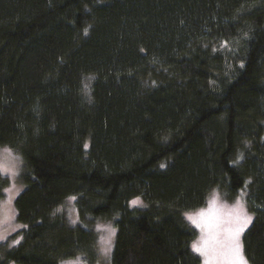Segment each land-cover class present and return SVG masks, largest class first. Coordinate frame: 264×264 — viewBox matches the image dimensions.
I'll return each instance as SVG.
<instances>
[{"label":"trees","instance_id":"1","mask_svg":"<svg viewBox=\"0 0 264 264\" xmlns=\"http://www.w3.org/2000/svg\"><path fill=\"white\" fill-rule=\"evenodd\" d=\"M0 148L26 185L0 264H93L97 220L111 264H203L186 213L243 189L264 264V0H0Z\"/></svg>","mask_w":264,"mask_h":264},{"label":"rangeland","instance_id":"2","mask_svg":"<svg viewBox=\"0 0 264 264\" xmlns=\"http://www.w3.org/2000/svg\"><path fill=\"white\" fill-rule=\"evenodd\" d=\"M2 149V150H1ZM6 149V153L5 150ZM12 156H11V155ZM8 148H0V171L4 176L10 179V184L7 188L4 199L0 202V246L3 242L10 241V237L19 232L23 225L18 222L16 198L25 188L21 179L23 169L22 160L18 154ZM244 190V191H243ZM240 191L236 198L228 199L220 193L216 195L210 194L209 202L205 207L196 210L195 212L186 213V219L189 220L192 226L197 228L198 235L194 243L199 247H204L208 255H202L203 264H229V255L226 247L228 221L234 215L239 202L249 216L254 219L249 206L246 204V197L243 199V193L246 189ZM74 198H71L63 208L65 214L62 213L71 224L84 223L80 220L77 207L73 204ZM195 217L197 223L194 224L188 217ZM251 221V223H252ZM251 223L245 229L240 237V242L243 248V235L249 229ZM94 230L97 233L96 244L99 250L97 258L93 264H111L112 252L116 239V226L112 220H97L94 224ZM11 243V242H10ZM243 251V255H244ZM245 257V255H244ZM86 262L79 258L64 260L61 264H85ZM249 264V263H248Z\"/></svg>","mask_w":264,"mask_h":264},{"label":"snow or ice","instance_id":"3","mask_svg":"<svg viewBox=\"0 0 264 264\" xmlns=\"http://www.w3.org/2000/svg\"><path fill=\"white\" fill-rule=\"evenodd\" d=\"M133 204L138 203V201H132ZM194 224L197 223L195 217H188ZM252 217L249 216L246 212V209L238 202L237 209L228 221L229 227L227 229V240L226 247L229 255V264H248L247 259L243 255V248L240 242V237L248 225L251 223ZM16 243H19L17 241ZM192 248L199 253L208 255L206 248L197 246L196 243H193Z\"/></svg>","mask_w":264,"mask_h":264}]
</instances>
